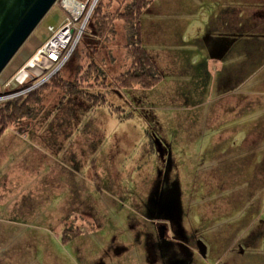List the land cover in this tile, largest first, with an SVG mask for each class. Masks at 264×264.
<instances>
[{
	"label": "rangeland",
	"instance_id": "rangeland-1",
	"mask_svg": "<svg viewBox=\"0 0 264 264\" xmlns=\"http://www.w3.org/2000/svg\"><path fill=\"white\" fill-rule=\"evenodd\" d=\"M61 1L3 70L0 91L15 90L20 67L65 21ZM77 1L82 38L58 74L81 80L95 63L106 82L91 92L107 105L67 97L51 78L25 82L39 92L33 114L0 134V264H264L262 4L154 0L134 17L133 0ZM129 24H141L162 77L150 89L115 81L131 67ZM171 187L204 256L150 247L146 209Z\"/></svg>",
	"mask_w": 264,
	"mask_h": 264
},
{
	"label": "trees",
	"instance_id": "trees-1",
	"mask_svg": "<svg viewBox=\"0 0 264 264\" xmlns=\"http://www.w3.org/2000/svg\"><path fill=\"white\" fill-rule=\"evenodd\" d=\"M153 1L154 0H133L132 3H130L128 9L133 11L134 17H137L140 10L145 8L149 3ZM95 17H98V15H95ZM92 20L93 17H91L89 24H87L88 27H90L93 23ZM100 24L103 25L104 23L101 22ZM129 26L131 27L129 28V43L128 45H126L129 49L128 56L132 59L131 67L128 73L115 78V81L117 83V87L123 89L131 88L132 86L137 84H140L139 86L144 89H150L159 84L162 80V77L158 74L156 68H153L151 59L149 58L144 48L141 46V24H129ZM58 73L60 72H57V74L53 75L50 79V86L61 89L66 93L67 97L76 96L81 98L89 105H91V107L96 108L107 105V99L104 94H92L91 92L92 89H96L97 87H100V85H104V83L106 82V80L100 82V68L95 63L88 67L85 76H81V80H78V76H76L75 81H66L63 80ZM79 73L80 71H78L76 74ZM91 78H93L94 82L90 80ZM83 81L87 82L85 86H82ZM29 86L30 83H27L24 88H28ZM35 90H32L34 92H30L27 96H18L14 100H7L3 105H1L0 124L3 125L2 127L16 124L20 122L22 118L32 116L33 113L30 107V102H33V100H37L39 97L38 90ZM9 92V90L4 92L0 91V96L5 94L7 95ZM67 235L76 236L77 233L74 232ZM65 239L66 236L64 235L63 241H65Z\"/></svg>",
	"mask_w": 264,
	"mask_h": 264
},
{
	"label": "built area",
	"instance_id": "built-area-1",
	"mask_svg": "<svg viewBox=\"0 0 264 264\" xmlns=\"http://www.w3.org/2000/svg\"><path fill=\"white\" fill-rule=\"evenodd\" d=\"M62 8L66 12L65 21L56 30L53 27H49V31L52 33V37L45 45L40 48L33 57L26 63H24L18 72V74L11 81L15 83V92L10 96H21L30 90H33L37 85L22 90L25 82L33 80L35 78L43 77L39 84H43L49 80L51 76L59 72L65 65L66 61L74 51L76 44L81 40L83 31L81 32L80 26L72 24L74 20H77L82 13L85 2L77 0H63ZM97 1V0H96ZM81 2V3H80ZM65 3H69L67 6ZM83 26L85 24H82ZM77 35V36H76ZM47 72H50L46 75ZM11 90V88H7Z\"/></svg>",
	"mask_w": 264,
	"mask_h": 264
},
{
	"label": "water",
	"instance_id": "water-1",
	"mask_svg": "<svg viewBox=\"0 0 264 264\" xmlns=\"http://www.w3.org/2000/svg\"><path fill=\"white\" fill-rule=\"evenodd\" d=\"M58 0H0V75ZM199 253L205 246L197 241Z\"/></svg>",
	"mask_w": 264,
	"mask_h": 264
},
{
	"label": "flooded vegetation",
	"instance_id": "flooded-vegetation-1",
	"mask_svg": "<svg viewBox=\"0 0 264 264\" xmlns=\"http://www.w3.org/2000/svg\"><path fill=\"white\" fill-rule=\"evenodd\" d=\"M2 128L0 124V134ZM152 202L153 207L146 209L154 231L152 233L154 242L150 244V247L170 249L176 246L178 250L187 252L188 257H190L191 249L199 251L196 235L189 234L184 228V213L181 214L177 190L173 187L165 190L162 188ZM170 263L185 264L182 259L173 260Z\"/></svg>",
	"mask_w": 264,
	"mask_h": 264
},
{
	"label": "crops",
	"instance_id": "crops-1",
	"mask_svg": "<svg viewBox=\"0 0 264 264\" xmlns=\"http://www.w3.org/2000/svg\"><path fill=\"white\" fill-rule=\"evenodd\" d=\"M259 2L262 4V6H263V10H264V2L262 1V0H259ZM261 12V10H259L258 8H254L253 9V14H259ZM262 15L264 14V11H262V13H261ZM254 18H255V16H254ZM260 20H261V16L259 15L257 18H256V21H257V23H255L256 21L254 20V24H260ZM264 24V23H263Z\"/></svg>",
	"mask_w": 264,
	"mask_h": 264
},
{
	"label": "bare ground",
	"instance_id": "bare-ground-1",
	"mask_svg": "<svg viewBox=\"0 0 264 264\" xmlns=\"http://www.w3.org/2000/svg\"><path fill=\"white\" fill-rule=\"evenodd\" d=\"M51 78H52V76H51Z\"/></svg>",
	"mask_w": 264,
	"mask_h": 264
}]
</instances>
